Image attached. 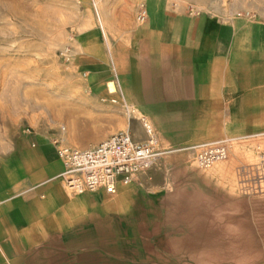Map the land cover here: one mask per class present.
<instances>
[{"label": "crops", "instance_id": "1", "mask_svg": "<svg viewBox=\"0 0 264 264\" xmlns=\"http://www.w3.org/2000/svg\"><path fill=\"white\" fill-rule=\"evenodd\" d=\"M143 9L131 46L106 53L92 32L84 54H76L86 90L75 110L83 129L94 131L89 143L127 128L143 139L139 123L110 104L121 96L148 119L162 148L263 137L264 20L176 11L168 0H143ZM8 128L0 125V264H107L103 252L119 247L109 242V229L116 235L110 214H126L138 183L117 182L114 194H72L60 178L54 134ZM173 160L170 186L175 165L188 162Z\"/></svg>", "mask_w": 264, "mask_h": 264}, {"label": "rangeland", "instance_id": "2", "mask_svg": "<svg viewBox=\"0 0 264 264\" xmlns=\"http://www.w3.org/2000/svg\"><path fill=\"white\" fill-rule=\"evenodd\" d=\"M168 6L264 20V0H168ZM141 7L143 0H0V125L43 128L66 145H92L94 131L83 129L84 116L75 110L86 90L77 55L92 32L106 53L115 44L131 46ZM162 149L138 180L126 214H110L116 235L109 229V242L119 247L103 252L107 264H264V136L227 140L226 158L204 169L189 148ZM180 156L187 168L175 165L170 186L168 167ZM259 182L262 192L254 188Z\"/></svg>", "mask_w": 264, "mask_h": 264}, {"label": "built area", "instance_id": "3", "mask_svg": "<svg viewBox=\"0 0 264 264\" xmlns=\"http://www.w3.org/2000/svg\"><path fill=\"white\" fill-rule=\"evenodd\" d=\"M238 17L251 19L252 16L245 14ZM144 19L145 12L141 7L137 20L143 23ZM108 93L111 92L108 90ZM111 103L120 105L127 121L135 120L139 123L143 139L133 138L129 128L85 148L71 147L60 138L54 139L57 158L62 165L60 178L71 193L82 194L102 190L105 194H114L117 182L122 185L137 183L139 177L154 168L164 154L157 134L145 116L136 115L135 110L122 96L119 101L111 99ZM60 130L64 128L61 127ZM188 148L195 152L197 166L204 169L226 158L227 140ZM250 174L254 177L255 173ZM262 185L259 182L254 188L258 187L257 191L262 192Z\"/></svg>", "mask_w": 264, "mask_h": 264}, {"label": "bare ground", "instance_id": "4", "mask_svg": "<svg viewBox=\"0 0 264 264\" xmlns=\"http://www.w3.org/2000/svg\"><path fill=\"white\" fill-rule=\"evenodd\" d=\"M110 91V90H109ZM110 92H113V91H110Z\"/></svg>", "mask_w": 264, "mask_h": 264}]
</instances>
